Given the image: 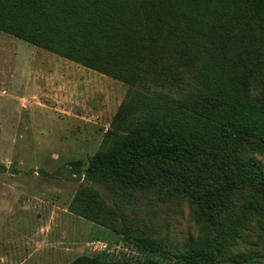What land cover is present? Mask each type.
I'll return each mask as SVG.
<instances>
[{
    "label": "rangeland",
    "instance_id": "rangeland-1",
    "mask_svg": "<svg viewBox=\"0 0 264 264\" xmlns=\"http://www.w3.org/2000/svg\"><path fill=\"white\" fill-rule=\"evenodd\" d=\"M141 94L0 31V264H68L82 255L184 264L173 253L190 245L264 264V202L251 193H236L209 220L187 195L172 196L170 181L123 188V165L113 160L135 127L129 116L165 113L152 96L139 107ZM244 150L264 166L262 141L248 139ZM201 175L198 190L225 184L217 172Z\"/></svg>",
    "mask_w": 264,
    "mask_h": 264
},
{
    "label": "trees",
    "instance_id": "trees-1",
    "mask_svg": "<svg viewBox=\"0 0 264 264\" xmlns=\"http://www.w3.org/2000/svg\"><path fill=\"white\" fill-rule=\"evenodd\" d=\"M0 31L129 84L145 93L139 107L146 95L164 104L163 116H129L135 127L113 160L123 188L170 181L166 190L209 220L236 193L264 202V166L244 150L248 139L264 143V0H0ZM204 170L225 184L198 190ZM173 254L184 264H237L219 248ZM68 264L164 263L82 255Z\"/></svg>",
    "mask_w": 264,
    "mask_h": 264
}]
</instances>
